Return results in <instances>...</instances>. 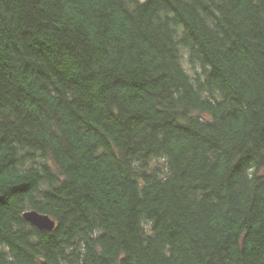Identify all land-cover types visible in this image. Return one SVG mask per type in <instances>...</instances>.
Listing matches in <instances>:
<instances>
[{"label":"trees","instance_id":"trees-1","mask_svg":"<svg viewBox=\"0 0 264 264\" xmlns=\"http://www.w3.org/2000/svg\"><path fill=\"white\" fill-rule=\"evenodd\" d=\"M0 264H264V0H0Z\"/></svg>","mask_w":264,"mask_h":264},{"label":"water","instance_id":"water-1","mask_svg":"<svg viewBox=\"0 0 264 264\" xmlns=\"http://www.w3.org/2000/svg\"><path fill=\"white\" fill-rule=\"evenodd\" d=\"M23 216L42 230H52L56 226L55 219H53L49 214L42 213L35 209L26 210L23 213Z\"/></svg>","mask_w":264,"mask_h":264},{"label":"bare ground","instance_id":"bare-ground-1","mask_svg":"<svg viewBox=\"0 0 264 264\" xmlns=\"http://www.w3.org/2000/svg\"><path fill=\"white\" fill-rule=\"evenodd\" d=\"M24 217V216H23ZM24 219H26L25 217H24ZM27 220V219H26ZM27 221H29V220H27ZM56 221V220H55ZM31 222V221H30ZM31 223H33V222H31ZM34 224V223H33ZM35 225V224H34ZM36 226V225H35ZM56 227V226H55ZM40 229V228H39ZM42 230V229H41ZM53 230V229H52Z\"/></svg>","mask_w":264,"mask_h":264}]
</instances>
